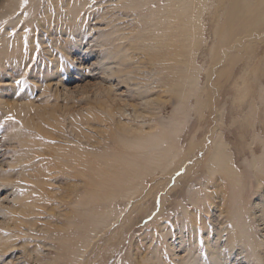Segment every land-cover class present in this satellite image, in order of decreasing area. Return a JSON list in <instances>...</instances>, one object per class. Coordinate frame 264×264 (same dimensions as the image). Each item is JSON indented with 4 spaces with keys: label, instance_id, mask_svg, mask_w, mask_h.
I'll use <instances>...</instances> for the list:
<instances>
[{
    "label": "rangeland",
    "instance_id": "1",
    "mask_svg": "<svg viewBox=\"0 0 264 264\" xmlns=\"http://www.w3.org/2000/svg\"><path fill=\"white\" fill-rule=\"evenodd\" d=\"M8 1L0 264H264V0Z\"/></svg>",
    "mask_w": 264,
    "mask_h": 264
},
{
    "label": "bare ground",
    "instance_id": "2",
    "mask_svg": "<svg viewBox=\"0 0 264 264\" xmlns=\"http://www.w3.org/2000/svg\"><path fill=\"white\" fill-rule=\"evenodd\" d=\"M17 3V2H16ZM15 1H8L3 8L6 10H17L20 5H18L19 3L16 4ZM256 9V8H255ZM5 10V11H6ZM20 10V9H19ZM249 10V9H248ZM9 11L4 12V15L7 14ZM18 12V11H17ZM11 13V12H10ZM3 14V13H2ZM12 14V13H11ZM5 18V17H4ZM19 21V20H18ZM22 21V20H21ZM19 23V22H18ZM255 24V23H254ZM220 36V35H219ZM6 44V43H4ZM3 44V45H4ZM15 46V45H14ZM4 47V46H3ZM7 47V46H6ZM9 48V47H8ZM16 49V48H15ZM12 50V49H11ZM6 52V51H5ZM4 53V52H3ZM250 60V59H249ZM248 92L249 89L247 88L246 82L244 81L241 85H239L236 88V93H237V98L240 100L245 99L248 97ZM235 98V99H237ZM222 114V113H221ZM150 137V136H149ZM176 142V141H175ZM155 143V142H154ZM149 144V143H148ZM162 144V142H160V145ZM153 145V144H152ZM165 145V144H163ZM175 145V144H174ZM173 145V146H174ZM132 147V146H131ZM226 144H224V142L222 141V138H220L219 140H217V142L215 143L214 146V152L212 154L211 160L209 161V172L211 173V175H214L215 173H222L227 175V177L233 182L235 181L236 177H235V172L233 171V168L231 166V160L229 157V154H227L226 152ZM264 147V146H263ZM176 148V147H175ZM173 150V149H172ZM171 150V151H172ZM141 155V154H140ZM176 157V156H175ZM257 158V157H256ZM258 161L260 158H257ZM160 163V162H159ZM143 164V163H142ZM146 164V163H145ZM151 164V163H150ZM154 164V163H153ZM146 166V165H145ZM153 166V165H152ZM163 166V165H162ZM111 198V197H110ZM111 209V208H110ZM246 220V219H245ZM247 221V220H246Z\"/></svg>",
    "mask_w": 264,
    "mask_h": 264
}]
</instances>
